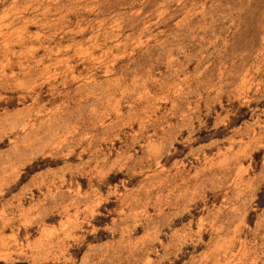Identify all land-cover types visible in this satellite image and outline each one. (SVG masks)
Returning <instances> with one entry per match:
<instances>
[{
	"label": "rangeland",
	"instance_id": "374dc122",
	"mask_svg": "<svg viewBox=\"0 0 264 264\" xmlns=\"http://www.w3.org/2000/svg\"><path fill=\"white\" fill-rule=\"evenodd\" d=\"M0 264H264V0H0Z\"/></svg>",
	"mask_w": 264,
	"mask_h": 264
}]
</instances>
